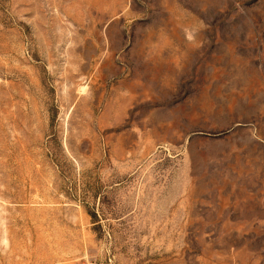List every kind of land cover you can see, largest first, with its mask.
<instances>
[{"label": "rangeland", "instance_id": "374dc122", "mask_svg": "<svg viewBox=\"0 0 264 264\" xmlns=\"http://www.w3.org/2000/svg\"><path fill=\"white\" fill-rule=\"evenodd\" d=\"M0 264H264V0H0Z\"/></svg>", "mask_w": 264, "mask_h": 264}]
</instances>
